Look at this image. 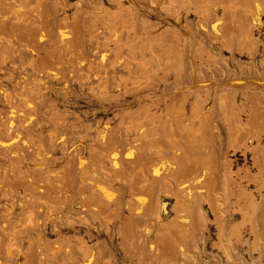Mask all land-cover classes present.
<instances>
[{
    "label": "rangeland",
    "instance_id": "1",
    "mask_svg": "<svg viewBox=\"0 0 264 264\" xmlns=\"http://www.w3.org/2000/svg\"><path fill=\"white\" fill-rule=\"evenodd\" d=\"M192 69L264 76V0H0V264H264V187L227 181L264 174V91L173 100Z\"/></svg>",
    "mask_w": 264,
    "mask_h": 264
},
{
    "label": "bare ground",
    "instance_id": "2",
    "mask_svg": "<svg viewBox=\"0 0 264 264\" xmlns=\"http://www.w3.org/2000/svg\"><path fill=\"white\" fill-rule=\"evenodd\" d=\"M174 33L177 35V38H176V42L173 44V46L175 47L177 52H179L178 42L180 40H182V38L184 37V35L186 33L189 35V37H190V40H189L190 52L189 53H190V59H192L193 54L194 53L196 54V52L198 51V47L200 46L199 40L191 33V31L189 30V28L186 25H183V30L175 28ZM179 55H180V53H179ZM218 77H221V76H218ZM209 78L210 79H207L206 77L198 76L195 69L191 70V83L190 84H185L179 78H177L178 85L175 87V89L177 91H180L181 93L179 94L178 99L176 97V98H173V100L180 101V97L183 96L185 90L194 89L196 86H198L200 84L201 85L203 84L205 87L212 88V89L216 88V87H234V88H240V89L251 90V91H264V76L259 74V73L241 74L238 77L236 76L233 79H231L229 77H227L228 79H226L225 76L221 77L219 79H213V78L211 79V77H209ZM214 78H216V76ZM194 118L198 120L199 116H196ZM257 136H259V135H257ZM160 144H161V140L159 137H155V138L151 139V148L154 147V149L151 150V153L157 154V156L159 157V162L151 163V164H153L151 166V171L153 172V174L158 173V171L161 169V167L165 166V163L162 160V158L165 156V154H164L163 149H161L159 147ZM169 145L174 146V147H178L177 139L172 138L169 141ZM175 151H178V148H175ZM188 152H189V155H192V152L190 150ZM245 154H247V153L244 152L243 154H240L243 156L244 161L247 160V156H245ZM239 159L240 158L237 156L234 159V161H238ZM192 162H193V164H188V165H189V167H192L194 171H196V168H198V166H195L197 162L195 160ZM231 163H232V161L229 162V167L231 166ZM170 165L173 166L174 164L170 163ZM180 165H182V167H185V166H187V163L180 164ZM263 165H264V162L262 160L258 159V157L255 156L252 159V167L254 169L261 171ZM208 168H209V166L204 167L205 170ZM245 173L246 174L244 176L237 177L235 174L230 172V174L228 175L227 181H229L230 185L238 186V188H241V189L243 187L241 185L242 181H244L246 183L250 182L249 184H253L252 183V181H253L256 183L257 188L264 187V174L262 175L260 173V176H257L255 174H250L248 171H246ZM243 178H245V180H243ZM196 181H197V179H196ZM180 182L182 183V181H180ZM181 183H179V184H181ZM183 184H184V182H183ZM187 185H188V182H187ZM181 189L183 191H185L186 193H188L187 189L184 186L181 187ZM10 249L11 248H9V250Z\"/></svg>",
    "mask_w": 264,
    "mask_h": 264
}]
</instances>
